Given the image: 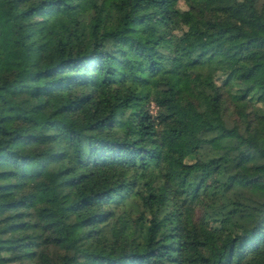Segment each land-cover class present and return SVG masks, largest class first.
Here are the masks:
<instances>
[{
  "label": "trees",
  "instance_id": "16d2710c",
  "mask_svg": "<svg viewBox=\"0 0 264 264\" xmlns=\"http://www.w3.org/2000/svg\"><path fill=\"white\" fill-rule=\"evenodd\" d=\"M0 264H264V0H0Z\"/></svg>",
  "mask_w": 264,
  "mask_h": 264
},
{
  "label": "rangeland",
  "instance_id": "374dc122",
  "mask_svg": "<svg viewBox=\"0 0 264 264\" xmlns=\"http://www.w3.org/2000/svg\"><path fill=\"white\" fill-rule=\"evenodd\" d=\"M160 17H161V18H159V19H157V20H155V21H153V22L161 21L162 18L164 19V16L160 15ZM188 44H190V40H187V41L185 42V45H188Z\"/></svg>",
  "mask_w": 264,
  "mask_h": 264
}]
</instances>
